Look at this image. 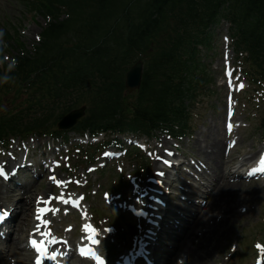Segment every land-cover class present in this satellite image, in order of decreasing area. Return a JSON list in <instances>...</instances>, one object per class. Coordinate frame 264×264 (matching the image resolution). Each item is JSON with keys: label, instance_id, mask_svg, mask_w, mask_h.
Here are the masks:
<instances>
[{"label": "trees", "instance_id": "trees-1", "mask_svg": "<svg viewBox=\"0 0 264 264\" xmlns=\"http://www.w3.org/2000/svg\"><path fill=\"white\" fill-rule=\"evenodd\" d=\"M182 1L31 0L32 7L50 15L52 21L44 31L36 56L14 57L17 70L7 67L5 71L0 70V81L7 78L10 85L18 86L21 79L26 83L35 72V80L28 83L29 87L32 84L34 92L51 93L58 80L67 83L77 73V86L81 92L78 100L88 106V116L81 123L82 127L146 130L163 123H181L183 107L171 106V97L174 89L177 93L192 84V59L183 61L187 57L182 58L186 46L192 45V34H180L172 39L176 33L167 13L180 7ZM235 1L237 12L246 15L251 29L261 36V39L248 36L246 45L259 58L260 69L264 72V57L259 53L264 55V0ZM201 2L198 6L202 4L212 11L214 0ZM65 12L68 18L62 19ZM179 14H187L192 19V0H189V8H179ZM126 29L127 35L121 38ZM148 33L158 34L152 40ZM163 34L167 37L160 40ZM6 38L7 44L0 40V55L16 41L13 37ZM16 43V48L21 49L23 44L19 40ZM138 53L146 60V71L141 90L130 96L124 87L125 67ZM84 63H97L98 76L93 74L95 70L88 74L77 71L78 65ZM69 64L70 70L67 68ZM92 74L98 79L91 85ZM112 86L117 88L116 94L109 93ZM11 90L22 95L21 89L10 86L4 89V94H11ZM2 96L0 92V99ZM25 115L20 109L17 114H5L2 120L12 131L18 125L28 133L35 131L36 126H41L42 131L51 130L46 118L35 126L23 124Z\"/></svg>", "mask_w": 264, "mask_h": 264}, {"label": "rangeland", "instance_id": "rangeland-1", "mask_svg": "<svg viewBox=\"0 0 264 264\" xmlns=\"http://www.w3.org/2000/svg\"><path fill=\"white\" fill-rule=\"evenodd\" d=\"M8 25L12 30L16 29V35L18 33L23 35L22 39L27 45H31L38 40L41 30L45 25V17L42 14L30 10L24 0H0V32H2V34L6 31ZM223 67V58H217L213 62L214 77L219 86L218 88L216 85L213 86L216 92L220 90V84L224 81ZM227 93L226 88L221 87L218 96H215L213 101L210 102L211 109L203 113L202 116L196 120L195 136H193L192 141L188 142L191 147L185 152L188 153V155H193V157L196 156V158L199 156L207 162L205 154L201 153L198 147L193 146L197 139H199L203 146H205L206 142L212 144L218 138L217 128L222 132L224 131V121L226 120L225 97ZM236 113L238 121H235V123L245 126L247 110L243 108L242 101L236 107ZM240 118H242V120H240ZM201 133L205 134L201 135V137ZM222 136L221 139L223 140ZM240 136L238 146L234 151L235 153H240L242 155L249 154L251 151L256 153L259 148L264 145V132L255 129V127L249 130L248 128H241ZM163 140L169 141L166 137H162L154 147L157 149V146L163 145ZM83 142H86V140ZM126 171L127 173L131 172L132 167L127 165ZM225 171L227 172L226 169ZM94 177L96 178L95 174ZM229 196H231V198ZM227 199L234 201L233 205L235 208H238L239 213L236 211L235 216L224 225V236H222L218 243L220 250L212 264H250L253 261L252 245L255 241V237L257 236L263 239L264 235V184L245 185V188L242 190H237L236 192L230 191L227 193V197H224V201L227 202ZM101 202H103L102 197H98L97 205L99 208L101 207ZM174 202L176 201L174 200ZM102 206L109 211V206L105 202H103ZM189 207L188 205V209ZM205 210L203 211V215L205 214ZM125 227L130 229L128 225ZM128 231L129 230L126 232L127 234ZM179 242L180 241H176V246H178ZM234 242L239 244L236 253H233L234 251L232 249L235 247Z\"/></svg>", "mask_w": 264, "mask_h": 264}, {"label": "bare ground", "instance_id": "bare-ground-1", "mask_svg": "<svg viewBox=\"0 0 264 264\" xmlns=\"http://www.w3.org/2000/svg\"><path fill=\"white\" fill-rule=\"evenodd\" d=\"M217 136L218 140L211 144V151L205 154L210 164L214 167V169H216V171L212 170L213 175L218 180L217 185L213 190V193L216 194L214 197H212L213 195H211V197L209 196L205 215L201 217L197 216L192 226L189 227L188 230H185L182 237L177 240L180 242L178 243L177 248L173 250L175 264H192V262L193 264H212L214 258L218 256L220 250L218 243L222 236H224V225H226L235 216L238 209L234 207V201L227 199L226 202L224 201V197H227L228 192H235L244 185L241 181H238L237 183L229 182L230 172L225 173L223 171L226 166V162L224 158L223 142H221L218 128ZM196 144H199V142L196 141ZM200 146L202 145L200 144ZM149 184V186L152 185L151 183ZM29 193L30 197L21 203L22 207L18 221V227L20 230L14 231V234L16 235H22V233L26 231L25 228L32 217L31 209L35 193L32 191ZM12 197H15V195L5 190L3 186L0 187L1 200L8 199L10 203L15 204V198H21L19 195L15 198ZM229 197L231 198V196ZM178 208L180 209V207ZM184 208L186 209V207ZM175 215L177 216L178 214L175 213ZM182 220L185 221V218H182ZM169 228H173V224L169 223ZM161 238L165 241H170V238L166 233H162L158 236V240ZM144 239L146 242L147 236H144ZM1 246L2 244L0 243V247ZM10 247L11 248H9L6 252L4 260L0 261V264H7L10 257H17V264H26L30 260V253L21 246L20 242H13ZM148 249L154 250L155 248L149 245ZM162 252L161 254L155 253V258L161 257L160 255H162Z\"/></svg>", "mask_w": 264, "mask_h": 264}, {"label": "water", "instance_id": "water-1", "mask_svg": "<svg viewBox=\"0 0 264 264\" xmlns=\"http://www.w3.org/2000/svg\"><path fill=\"white\" fill-rule=\"evenodd\" d=\"M141 76H142V64L139 63L132 69V71L127 76V86L130 91L139 88ZM82 115H83V111L79 113H74L71 117L67 119V121L69 120L70 123L74 124L77 121V119Z\"/></svg>", "mask_w": 264, "mask_h": 264}]
</instances>
